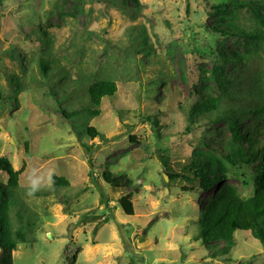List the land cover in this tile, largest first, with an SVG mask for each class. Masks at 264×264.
Wrapping results in <instances>:
<instances>
[{"label": "rangeland", "instance_id": "rangeland-1", "mask_svg": "<svg viewBox=\"0 0 264 264\" xmlns=\"http://www.w3.org/2000/svg\"><path fill=\"white\" fill-rule=\"evenodd\" d=\"M220 1L226 0H128L124 9L111 0H0V156L20 170L11 219L17 226L20 212L27 240L13 251V264H264V244L247 230L234 232L226 254L224 242L205 245L194 237L208 194L196 182L169 180L157 156L163 152L178 171L174 163L207 149L203 137L227 133L222 124H195L185 132L188 103L197 98L220 44L241 48L211 28L216 13L209 7ZM140 31L153 50L136 56V67L128 49ZM43 37L73 78L116 82L115 95L104 98L100 115L89 121L107 141L77 134L60 110L64 104L38 84ZM263 124L247 116L243 128ZM81 139L92 145L93 167ZM105 168L123 173V183H103ZM239 172L225 180L247 197L251 168ZM52 174L68 185L53 187ZM128 190L131 214L117 204Z\"/></svg>", "mask_w": 264, "mask_h": 264}, {"label": "trees", "instance_id": "trees-1", "mask_svg": "<svg viewBox=\"0 0 264 264\" xmlns=\"http://www.w3.org/2000/svg\"><path fill=\"white\" fill-rule=\"evenodd\" d=\"M111 1L124 9L130 8L128 0ZM208 12L216 13L211 28L220 31L221 36L234 40L241 48L231 51L223 43L220 44L217 59L210 67L206 81L195 92L197 98L188 103L185 132L188 133L195 124H222L227 133H221L218 129L216 137H203L201 144L207 149L195 152L184 164L174 163L178 171L171 169L163 152H158L157 156L169 180L179 178L196 182L197 187L208 194L197 219L194 237L205 245L224 242L221 251L226 254L234 245L236 230H247L264 244V124L253 129L243 128L247 116L260 117L264 122V65L261 59L264 57L259 55L261 50L264 55V0L220 1L212 4ZM240 16L243 23H240ZM144 36L140 31L136 38L142 40L136 43L134 38V44L128 49L134 56L136 67L140 65L136 56H146L153 50ZM41 45L42 54L37 58L38 84L48 87L46 94L55 98L58 104H64L60 110L73 123L77 134L105 141L104 135L89 121L100 115L102 100L115 95L116 82L105 76L84 84L82 77L73 78L61 67L51 52L49 39L43 37ZM15 83L21 87L20 83ZM55 86L58 89H54ZM15 98L11 97L13 100ZM2 100H5V95L0 90ZM121 113L119 111L118 115L121 116ZM147 120L152 121L150 116H147ZM129 138L134 140L135 136ZM215 142L219 145L218 149L212 145ZM81 146L88 157L89 166L93 167L89 158L92 145L82 140ZM249 168L251 173L247 178L253 184V191L244 197L237 186L225 179L236 170L244 175ZM0 171L6 175L5 183L0 182V264H13V251L18 244L27 241L20 212H16L17 226L11 219L12 208L19 204L20 170H15L8 158L0 156ZM100 177L103 183L115 187L121 185L125 178L123 173L115 175L107 168L101 171ZM248 181L243 182L248 184ZM217 182L221 184L215 188ZM51 183L56 188L68 185L64 177L56 174H52ZM191 189L183 187V190ZM132 193V190L125 191L117 200L125 214L133 212Z\"/></svg>", "mask_w": 264, "mask_h": 264}, {"label": "water", "instance_id": "water-1", "mask_svg": "<svg viewBox=\"0 0 264 264\" xmlns=\"http://www.w3.org/2000/svg\"><path fill=\"white\" fill-rule=\"evenodd\" d=\"M72 224L68 227V229H67V235H68V237H71V229H72Z\"/></svg>", "mask_w": 264, "mask_h": 264}]
</instances>
